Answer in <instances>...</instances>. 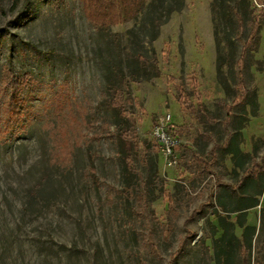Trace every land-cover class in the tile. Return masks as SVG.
<instances>
[{"label": "rangeland", "instance_id": "1", "mask_svg": "<svg viewBox=\"0 0 264 264\" xmlns=\"http://www.w3.org/2000/svg\"><path fill=\"white\" fill-rule=\"evenodd\" d=\"M255 1L263 7L183 0L148 44L141 15L101 28L82 0H0V110L6 72L32 85L19 96L28 122L0 130V264H217L215 240L230 229L242 240L237 220L247 225L250 209H237L254 199L250 247L220 262L264 264V175L243 177L264 155V0ZM254 17L259 43L244 52ZM154 59L158 76L147 78ZM116 89L134 136L124 152ZM165 113L180 141L175 163L153 134ZM64 123L63 150L53 137Z\"/></svg>", "mask_w": 264, "mask_h": 264}, {"label": "trees", "instance_id": "2", "mask_svg": "<svg viewBox=\"0 0 264 264\" xmlns=\"http://www.w3.org/2000/svg\"><path fill=\"white\" fill-rule=\"evenodd\" d=\"M146 0H128V2H121L120 0H82V9L85 18L92 23L93 25L101 28H108L111 25H118L122 22L129 21L131 19L137 18L138 15H141L143 19L148 18L150 20L152 34L148 39V44L153 42L158 35V28L164 24L170 17L171 13L174 11H178L183 6V0H151L147 7L143 8V2ZM157 1L159 4L156 5ZM124 3V4H123ZM248 7V3H247ZM248 35L243 45V51L247 52L248 50H252V48L256 49L259 43V25L256 21V18L250 19L248 21ZM152 51V57L154 58V50ZM137 60L144 67H148L147 63L143 60L140 52H137ZM151 68H153V75L150 77L158 76L159 70L156 65L155 59L153 63L150 64ZM6 80L4 83V91H8L9 100L5 101L0 110V130L4 133L14 131L17 128H23L22 120H28L25 118V110L21 105L22 100H20V91L23 88L31 89V80L29 77L25 75H14L10 71L6 72ZM242 86V85H241ZM241 97L246 94V90L244 87H241ZM179 95L181 93V88H178ZM123 92L120 89H116L112 91V98L110 100V107L115 110L118 116H120V126L118 129L119 136V146L120 151L124 152V147L127 143H130L134 136H131L128 133L127 123L131 120V118H127L124 116L123 112L125 111L124 104L122 101ZM22 99V98H21ZM18 101V103H17ZM20 102V103H19ZM60 108V107H59ZM58 108V109H59ZM193 109V108H191ZM72 111L70 110V114ZM231 110L227 112L226 118L227 121L230 120ZM74 118V117H73ZM72 120V118H71ZM63 122V120H62ZM61 122V124H62ZM66 122V121H64ZM77 122L76 119L73 120V123ZM65 123L60 128L63 132L54 134L53 140L57 141L58 148L64 150L66 148L65 145H69V142L66 138L67 131ZM64 130V131H63ZM175 135V134H174ZM62 136V137H61ZM65 137V139H64ZM65 144V145H63ZM69 148V147H68ZM59 150V149H58ZM58 155L60 151H57ZM58 157V156H56ZM126 165H129V159L127 153L124 155ZM264 175V155L261 157L258 163H254L251 168H249L243 175L244 178L249 179H259ZM243 179V178H242ZM256 196L263 195L264 197V182L259 185ZM257 205V200L254 199L248 204H245L239 207L237 210L242 211L243 209L251 208ZM237 224L240 227H243L242 240L240 241L233 233V231L226 230L217 240L214 242L215 249V259L217 264H223L220 262V257H230L233 254L234 249L237 248H248L251 245V237L254 234L255 228L246 226L243 221V216H239L237 220ZM227 259V258H226ZM226 264V263H224Z\"/></svg>", "mask_w": 264, "mask_h": 264}, {"label": "built area", "instance_id": "3", "mask_svg": "<svg viewBox=\"0 0 264 264\" xmlns=\"http://www.w3.org/2000/svg\"><path fill=\"white\" fill-rule=\"evenodd\" d=\"M253 1L256 7H263L262 4L257 3L255 0ZM176 129L177 128L172 123L171 115L169 113L159 116L156 119V123L153 128V134L161 147L162 153L165 154V156L170 157L172 159L170 162L174 163L176 162L174 155L175 149L180 144V141L176 136H174Z\"/></svg>", "mask_w": 264, "mask_h": 264}, {"label": "crops", "instance_id": "4", "mask_svg": "<svg viewBox=\"0 0 264 264\" xmlns=\"http://www.w3.org/2000/svg\"><path fill=\"white\" fill-rule=\"evenodd\" d=\"M250 210H248V214H247V219H248V222H247V225L246 226H250V227H254V228H256V224H255V222H250V218H255V213H254V211H255V207H251V208H249ZM250 211V212H249ZM242 231V230H241ZM237 236V238H239L240 237V235H238V234H236Z\"/></svg>", "mask_w": 264, "mask_h": 264}]
</instances>
